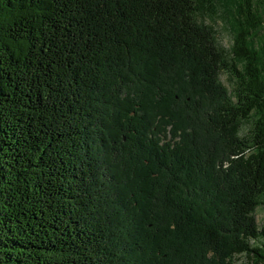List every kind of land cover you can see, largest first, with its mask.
Segmentation results:
<instances>
[{"label":"trees","instance_id":"obj_1","mask_svg":"<svg viewBox=\"0 0 264 264\" xmlns=\"http://www.w3.org/2000/svg\"><path fill=\"white\" fill-rule=\"evenodd\" d=\"M261 205L264 0H0V264H264Z\"/></svg>","mask_w":264,"mask_h":264},{"label":"rangeland","instance_id":"obj_2","mask_svg":"<svg viewBox=\"0 0 264 264\" xmlns=\"http://www.w3.org/2000/svg\"><path fill=\"white\" fill-rule=\"evenodd\" d=\"M207 23H211L212 25L215 26V29L218 32L219 41L224 47L228 48L231 44L230 35H229V31L227 30L225 25L222 23V21L215 20V21H208ZM220 81L222 82L224 86L227 87V89L230 88V85L227 81V77L225 75H221ZM254 217L256 221L255 224L257 225L258 229L264 228V205H261L257 209H255ZM261 242L264 243V240H262ZM252 244L254 245V243ZM236 260L238 264H251L250 260L244 256H240Z\"/></svg>","mask_w":264,"mask_h":264}]
</instances>
